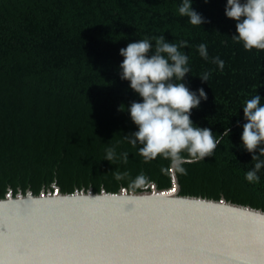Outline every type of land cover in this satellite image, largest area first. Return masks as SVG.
<instances>
[{"label": "trees", "instance_id": "obj_1", "mask_svg": "<svg viewBox=\"0 0 264 264\" xmlns=\"http://www.w3.org/2000/svg\"><path fill=\"white\" fill-rule=\"evenodd\" d=\"M182 0H0V195L28 189L40 193L102 188L117 192L125 186L142 190L154 181L170 187L172 177L162 158L145 163L125 135L138 130L127 106L142 98L121 79L120 49L130 42L164 35L189 56L192 72L184 83L197 94L207 93L191 119L214 135L226 127L212 157L184 164L181 193L264 209V170L259 183L245 173L252 155L243 149V106L260 94L264 103V50L246 51L235 43L236 21L225 14L227 0H193L206 21L194 26L178 14ZM154 43V41H153ZM206 44L209 59L198 45ZM220 57L223 71L211 62ZM210 72L208 82L199 77ZM124 105V110H121ZM237 121L240 124L237 125ZM114 147L118 159H105ZM127 152L128 161L123 162ZM128 172L122 180L115 173ZM143 174L146 183L133 187Z\"/></svg>", "mask_w": 264, "mask_h": 264}, {"label": "water", "instance_id": "obj_2", "mask_svg": "<svg viewBox=\"0 0 264 264\" xmlns=\"http://www.w3.org/2000/svg\"><path fill=\"white\" fill-rule=\"evenodd\" d=\"M77 188L0 195V264H264V209L181 193Z\"/></svg>", "mask_w": 264, "mask_h": 264}, {"label": "clouds", "instance_id": "obj_3", "mask_svg": "<svg viewBox=\"0 0 264 264\" xmlns=\"http://www.w3.org/2000/svg\"><path fill=\"white\" fill-rule=\"evenodd\" d=\"M192 5L193 0H182L178 14L187 17L194 26L209 22ZM225 14L237 22V34L232 35L235 43H242L246 51L264 50V0H227ZM188 44L187 40L168 42L160 35L130 42L120 49V55L124 57L120 64L121 79L130 81L131 89L142 98L127 106L138 130L125 135L124 139L134 148L139 145L138 154L145 163L162 158L170 164V169L162 171L173 170L185 175L184 164L214 156L224 137L232 131L226 127L222 133L214 135L211 128L197 126L191 119L192 110L199 108L201 100L206 101L208 97L203 88L197 94L184 83L187 74L192 72L188 54L181 51ZM198 52L203 59H209L206 44L198 45ZM211 62L223 71L224 60L217 56L211 58ZM210 75V72H204L199 77L208 82ZM261 101V95L257 94L247 99L242 107L245 123L241 140L253 162V167L245 173V179L250 183H259V173L264 170V103ZM122 106L121 110H124ZM236 123L239 125L240 121ZM128 155L123 153L125 164ZM105 159L110 162L118 159L114 147L106 150ZM128 176V172L115 173L117 181ZM145 183L146 177L140 174L132 181V186L140 187Z\"/></svg>", "mask_w": 264, "mask_h": 264}]
</instances>
